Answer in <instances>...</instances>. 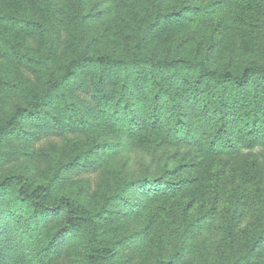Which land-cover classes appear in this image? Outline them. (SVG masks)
<instances>
[{"label": "rangeland", "instance_id": "374dc122", "mask_svg": "<svg viewBox=\"0 0 264 264\" xmlns=\"http://www.w3.org/2000/svg\"><path fill=\"white\" fill-rule=\"evenodd\" d=\"M11 176L0 264H264V0H0Z\"/></svg>", "mask_w": 264, "mask_h": 264}, {"label": "trees", "instance_id": "16d2710c", "mask_svg": "<svg viewBox=\"0 0 264 264\" xmlns=\"http://www.w3.org/2000/svg\"><path fill=\"white\" fill-rule=\"evenodd\" d=\"M200 74H201V72H200ZM238 84L239 83H237V85ZM21 180L25 181V178L20 177V176H11V177L5 179L2 183H0V189L9 188L10 186H12V184H14L16 182H20ZM30 188H31L30 185L24 183L22 190L19 191L20 196L23 197L24 199H28L31 202H33L34 208L36 210H37V207L38 208H40V207L44 208V203L40 202L41 198H46V194H43L41 192V190L43 188L39 187L38 189H36V191L33 190L31 192H28L30 190ZM37 192H39V193H37ZM41 194H42V196H41ZM69 217H70L68 219L69 223L67 224L68 228H74V227H77L79 223L90 221L89 218L86 217V215H83V213H81V212H79V215L77 212L75 214V217H72V218H71V216H69ZM95 232H96V227L93 228V233H95ZM93 236L87 240V249H88L87 262H88V264H103L104 261H106L107 259H109L115 255V251L111 247H105V248L97 247L95 244V240H94Z\"/></svg>", "mask_w": 264, "mask_h": 264}]
</instances>
